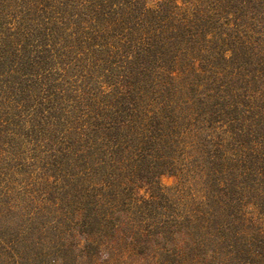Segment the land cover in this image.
Returning a JSON list of instances; mask_svg holds the SVG:
<instances>
[{"label":"trees","instance_id":"1","mask_svg":"<svg viewBox=\"0 0 264 264\" xmlns=\"http://www.w3.org/2000/svg\"><path fill=\"white\" fill-rule=\"evenodd\" d=\"M0 264H264V0H0Z\"/></svg>","mask_w":264,"mask_h":264},{"label":"rangeland","instance_id":"2","mask_svg":"<svg viewBox=\"0 0 264 264\" xmlns=\"http://www.w3.org/2000/svg\"><path fill=\"white\" fill-rule=\"evenodd\" d=\"M176 182V178L170 175H165L161 178V183L166 187L174 186Z\"/></svg>","mask_w":264,"mask_h":264}]
</instances>
